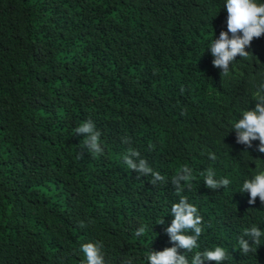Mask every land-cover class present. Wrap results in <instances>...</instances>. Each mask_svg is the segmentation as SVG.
Returning <instances> with one entry per match:
<instances>
[{
	"label": "trees",
	"instance_id": "obj_1",
	"mask_svg": "<svg viewBox=\"0 0 264 264\" xmlns=\"http://www.w3.org/2000/svg\"><path fill=\"white\" fill-rule=\"evenodd\" d=\"M225 2L0 0V264H82L89 242L107 264H149L174 246L165 230L181 197L203 218L198 247L179 250L189 264L217 246L222 264H264V237L247 255L238 244L264 230V204L239 192L264 153L233 129L264 84V35L221 75L209 46L227 31ZM87 121L101 153L75 133ZM129 149L164 182L128 169ZM183 166L191 188L177 193ZM208 169L231 183L207 188Z\"/></svg>",
	"mask_w": 264,
	"mask_h": 264
},
{
	"label": "clouds",
	"instance_id": "obj_2",
	"mask_svg": "<svg viewBox=\"0 0 264 264\" xmlns=\"http://www.w3.org/2000/svg\"><path fill=\"white\" fill-rule=\"evenodd\" d=\"M224 8L227 11V31L221 30L219 38H214L209 46L211 55L214 57L212 65L222 70L221 75L229 73L230 66L238 55L239 57L248 56L249 53L245 51V48L251 45L254 38H260L264 35V2H258V0H226ZM233 129L238 144L252 148V142L259 140L257 151L264 153V84L258 88L255 108L244 111L238 122L234 124ZM75 133L85 134L83 145L90 152L98 154L103 151L99 143L101 134L95 129L92 121L82 123L75 129ZM127 142L125 140V143ZM139 157L140 153L138 151L129 149L124 155L123 161L128 169L135 170L140 175L147 176L151 174L153 185L157 182H164V176L159 172H154L147 161ZM209 157L213 160L216 158L212 153H209ZM191 180L192 169L183 166L180 172L173 177L172 184L179 193L184 185L191 188ZM204 183L207 188L216 190L226 188L231 181L227 178L217 180L215 172L208 169L204 176ZM239 192L249 194V205H254L257 197L264 204V171H259L250 179L245 180ZM171 215L174 219L165 231L174 246L166 247L162 251H151L147 256L149 264H189L187 257L181 254L179 250L192 252L193 249L198 247V238L203 231V218L198 214L197 207L187 202L186 197H181L178 203L172 205ZM163 223L162 220L160 224ZM81 226L83 227V225ZM145 231L146 228L141 226L135 234L140 237ZM189 232L193 234H187ZM244 237H248L251 244ZM262 237H264V230L256 225L245 229L243 235L238 238L239 250L243 255L256 252L261 245ZM102 247L101 242L83 244L81 251L85 259L82 264H107ZM227 256V251L217 246L214 250L196 252L190 264H205V261H215L217 264H222ZM129 264H131V261H129Z\"/></svg>",
	"mask_w": 264,
	"mask_h": 264
}]
</instances>
